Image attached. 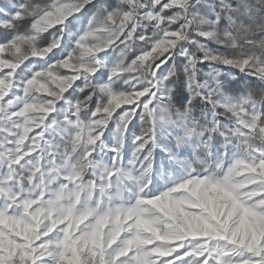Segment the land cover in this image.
Masks as SVG:
<instances>
[{
    "label": "snow or ice",
    "instance_id": "1",
    "mask_svg": "<svg viewBox=\"0 0 264 264\" xmlns=\"http://www.w3.org/2000/svg\"><path fill=\"white\" fill-rule=\"evenodd\" d=\"M0 264H264V0H2Z\"/></svg>",
    "mask_w": 264,
    "mask_h": 264
},
{
    "label": "trees",
    "instance_id": "2",
    "mask_svg": "<svg viewBox=\"0 0 264 264\" xmlns=\"http://www.w3.org/2000/svg\"><path fill=\"white\" fill-rule=\"evenodd\" d=\"M0 2H2V0H0Z\"/></svg>",
    "mask_w": 264,
    "mask_h": 264
}]
</instances>
